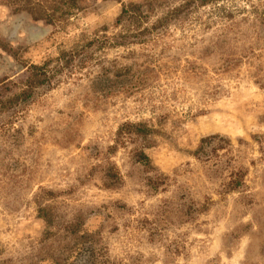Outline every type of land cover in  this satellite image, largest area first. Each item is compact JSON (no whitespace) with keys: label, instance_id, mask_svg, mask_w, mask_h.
<instances>
[{"label":"rangeland","instance_id":"374dc122","mask_svg":"<svg viewBox=\"0 0 264 264\" xmlns=\"http://www.w3.org/2000/svg\"><path fill=\"white\" fill-rule=\"evenodd\" d=\"M51 3L0 0V264H264V0Z\"/></svg>","mask_w":264,"mask_h":264},{"label":"trees","instance_id":"16d2710c","mask_svg":"<svg viewBox=\"0 0 264 264\" xmlns=\"http://www.w3.org/2000/svg\"><path fill=\"white\" fill-rule=\"evenodd\" d=\"M48 1L52 2L51 4L60 3L62 6L67 4V3H71L72 6H76V3H75L76 0H48ZM129 7H130V9H139L140 8V6H138V5H130ZM39 8H40L39 4H36V5H33L29 10H27V12L32 15L33 19H43V17H46V18L51 17V15H46V16L37 15V16H33V11L35 9H39ZM122 13L126 14L127 13V9L126 8L123 9ZM31 69L36 71V72L42 71L41 67L34 66V65L31 66ZM29 84H30V82H29ZM123 129L129 130V131H133L134 134L136 136H139V137H145L147 135V133L149 132L148 131L149 129H147V127L145 125H143V124H130V123H128V124L123 126L122 131H123ZM137 161L139 163L144 164V165H147L150 162L149 158L143 152H140L138 154ZM113 178H114V176H113Z\"/></svg>","mask_w":264,"mask_h":264}]
</instances>
